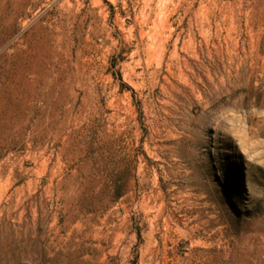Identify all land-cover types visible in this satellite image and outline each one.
Wrapping results in <instances>:
<instances>
[{
	"label": "rangeland",
	"instance_id": "1",
	"mask_svg": "<svg viewBox=\"0 0 264 264\" xmlns=\"http://www.w3.org/2000/svg\"><path fill=\"white\" fill-rule=\"evenodd\" d=\"M0 264H264V0H0Z\"/></svg>",
	"mask_w": 264,
	"mask_h": 264
},
{
	"label": "trees",
	"instance_id": "2",
	"mask_svg": "<svg viewBox=\"0 0 264 264\" xmlns=\"http://www.w3.org/2000/svg\"><path fill=\"white\" fill-rule=\"evenodd\" d=\"M125 186H126V181L125 182H114L112 189L115 191V193L113 192L111 199H107L106 201H104L105 202L104 204L114 202L121 195L122 190L124 189ZM104 204L103 202H98V203L96 202V205L98 207H100V205L105 206Z\"/></svg>",
	"mask_w": 264,
	"mask_h": 264
}]
</instances>
